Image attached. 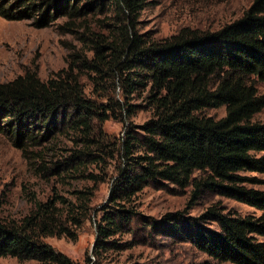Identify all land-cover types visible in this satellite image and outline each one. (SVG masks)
Returning <instances> with one entry per match:
<instances>
[{"label": "trees", "instance_id": "1", "mask_svg": "<svg viewBox=\"0 0 264 264\" xmlns=\"http://www.w3.org/2000/svg\"><path fill=\"white\" fill-rule=\"evenodd\" d=\"M153 1L0 0L1 19L30 21L35 29L55 26L82 46L61 42L65 67L46 80L25 72L0 83V134L39 162L43 175L79 172L93 156L96 123L109 114L131 117L140 105L130 101L143 92L152 115L130 125L120 140L121 166L110 191L116 207L102 216L106 226H98L96 248L110 245L107 237L135 221L128 208L143 187L170 183L190 187L195 200L210 193L260 212L241 217L214 204L190 218L189 241L208 258L202 264H264V191L245 187L264 180L241 175L264 174V121L251 122L264 110L256 88L264 84V0H251L239 18L217 30L182 27L162 39L138 28ZM82 76L102 102L87 96ZM221 107L219 119L203 114ZM61 140L72 148L56 159ZM137 148L142 155H134ZM76 195L78 203L66 207L61 197L33 198L18 221L0 217V257L71 264L43 238L75 239L90 193ZM208 222L217 231L202 226ZM169 227L178 232L177 225Z\"/></svg>", "mask_w": 264, "mask_h": 264}, {"label": "rangeland", "instance_id": "2", "mask_svg": "<svg viewBox=\"0 0 264 264\" xmlns=\"http://www.w3.org/2000/svg\"><path fill=\"white\" fill-rule=\"evenodd\" d=\"M250 3L251 0H154L142 11L138 28L141 32H150L156 39L169 37L182 27L213 31L239 18ZM61 42L82 47L71 35H58L55 26L35 29L30 21H5L0 18V83L25 72H35L41 80H46L63 69L67 51ZM80 81L88 97L102 102L90 94L91 85L85 76ZM256 88L258 93L264 94L263 83L257 82ZM144 95L140 92L130 101L140 105L131 117L109 114L107 120L96 123L93 156L79 172L68 170L58 175H43L36 169L39 162L24 157L5 135L0 134V199L3 202L0 217L18 221L32 208L33 198L44 202L57 196L63 199L65 207L69 203L77 204L76 192L85 191L90 193L88 214L79 228L73 229L75 239L43 238V242L66 256L71 264H202L208 261L206 255L189 241L191 229L186 224L190 218H198L214 204L241 217L259 216L260 212L210 193L195 200L191 197L190 187L181 189L170 183L164 187H143L134 196L132 208H128L134 211L135 221L107 237L105 242L110 245L96 248L98 226H106L102 216L105 211L116 207L110 203V191L121 166L117 154L120 140L130 125L140 126L152 115L144 107ZM203 114L219 119L225 115V109H208ZM262 121L264 110L251 120ZM58 146L60 151L56 159L67 156L63 150L72 148V144L65 140H61ZM142 154L143 150L139 148L134 152L135 156ZM241 175L264 180V174ZM245 187L264 191V184H247ZM60 207L65 208L63 205ZM170 224L177 225L178 232L170 228ZM202 226L217 231L215 223H203ZM0 264L42 263L0 257Z\"/></svg>", "mask_w": 264, "mask_h": 264}]
</instances>
